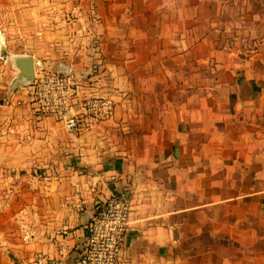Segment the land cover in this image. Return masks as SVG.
I'll use <instances>...</instances> for the list:
<instances>
[{
    "label": "crops",
    "instance_id": "crops-1",
    "mask_svg": "<svg viewBox=\"0 0 264 264\" xmlns=\"http://www.w3.org/2000/svg\"><path fill=\"white\" fill-rule=\"evenodd\" d=\"M1 54L114 112L69 134L0 60V264H75L113 192L119 264H264V0H0Z\"/></svg>",
    "mask_w": 264,
    "mask_h": 264
},
{
    "label": "built area",
    "instance_id": "built-area-1",
    "mask_svg": "<svg viewBox=\"0 0 264 264\" xmlns=\"http://www.w3.org/2000/svg\"><path fill=\"white\" fill-rule=\"evenodd\" d=\"M34 73L35 78L28 93L29 101L35 104L40 116L61 121L69 134L91 130L112 117V98L88 94L80 100L79 110L76 111L72 100L76 80L71 75L50 72L39 61L35 62ZM79 154L82 155L81 152ZM113 179L114 176L107 179L103 174L91 175L87 191L94 194L100 185ZM84 202V199L79 200V204ZM130 210L131 200L124 193L113 192L98 203L85 226V244L75 264H119L129 228ZM51 263L52 260L44 254H34L32 264Z\"/></svg>",
    "mask_w": 264,
    "mask_h": 264
},
{
    "label": "water",
    "instance_id": "water-1",
    "mask_svg": "<svg viewBox=\"0 0 264 264\" xmlns=\"http://www.w3.org/2000/svg\"><path fill=\"white\" fill-rule=\"evenodd\" d=\"M7 58L12 63V67L17 70L18 74L12 81L14 86H31L34 80V68L32 57L28 55H10Z\"/></svg>",
    "mask_w": 264,
    "mask_h": 264
},
{
    "label": "rangeland",
    "instance_id": "rangeland-1",
    "mask_svg": "<svg viewBox=\"0 0 264 264\" xmlns=\"http://www.w3.org/2000/svg\"><path fill=\"white\" fill-rule=\"evenodd\" d=\"M0 60L3 61V62H5V63H7L8 65H10V67L13 69L14 73L17 72V70L14 69V68L12 67V63H11V61L9 60V58H6V59H5L4 54H1V55H0ZM36 70H37V69H36ZM34 71H35V69H34ZM34 78H35V73H34ZM33 81H34V80H33Z\"/></svg>",
    "mask_w": 264,
    "mask_h": 264
}]
</instances>
